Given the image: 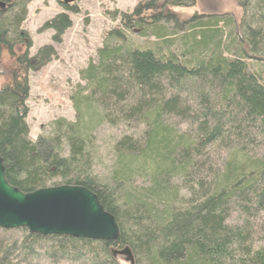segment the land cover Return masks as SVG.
Here are the masks:
<instances>
[{
	"label": "trees",
	"instance_id": "obj_1",
	"mask_svg": "<svg viewBox=\"0 0 264 264\" xmlns=\"http://www.w3.org/2000/svg\"><path fill=\"white\" fill-rule=\"evenodd\" d=\"M31 1L0 0L6 179L24 193L88 189L119 237L0 229V264H120L119 255L129 264H264V0H237L239 22L230 14L181 21L172 11L197 0L116 11L119 27L79 72L75 121L55 120L36 141L26 122L29 73L56 52L30 55L23 25ZM71 26L60 14L42 30L60 44ZM107 130L115 133L105 139Z\"/></svg>",
	"mask_w": 264,
	"mask_h": 264
},
{
	"label": "rangeland",
	"instance_id": "obj_2",
	"mask_svg": "<svg viewBox=\"0 0 264 264\" xmlns=\"http://www.w3.org/2000/svg\"><path fill=\"white\" fill-rule=\"evenodd\" d=\"M142 0H76L66 9L60 0H32L28 5L27 18L23 29L30 35L35 56L39 49L52 46L56 56L44 67L29 73L30 94L27 102L29 114L26 122L30 129V139L36 141L40 135L50 132V125L58 119L74 122L75 111L71 95L75 86L81 83L79 72L86 68L96 50L102 46L106 32L119 27L120 21L113 14L132 13ZM181 21L191 20L195 16L230 14L238 22L243 13L237 0H197L187 8L172 10ZM60 14H66L72 22L62 42H53V30H42L43 26ZM20 51H22L20 49ZM3 65L11 69L14 60L3 54ZM4 80L0 79V87ZM115 131L107 130L103 138L113 136ZM120 264H129L124 255H119ZM42 263L47 264L44 260ZM83 264V263H79Z\"/></svg>",
	"mask_w": 264,
	"mask_h": 264
},
{
	"label": "water",
	"instance_id": "obj_3",
	"mask_svg": "<svg viewBox=\"0 0 264 264\" xmlns=\"http://www.w3.org/2000/svg\"><path fill=\"white\" fill-rule=\"evenodd\" d=\"M75 1L60 0L64 5ZM0 229H27L45 237L67 236L96 242H114L119 237L115 218L104 210L94 193L67 185L24 193L7 181L1 156ZM125 254L129 255L127 251Z\"/></svg>",
	"mask_w": 264,
	"mask_h": 264
}]
</instances>
